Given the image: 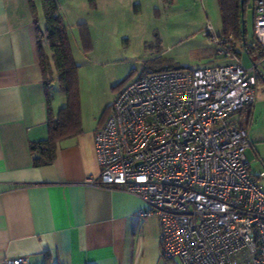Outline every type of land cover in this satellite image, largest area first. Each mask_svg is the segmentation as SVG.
<instances>
[{"label": "built area", "instance_id": "built-area-1", "mask_svg": "<svg viewBox=\"0 0 264 264\" xmlns=\"http://www.w3.org/2000/svg\"><path fill=\"white\" fill-rule=\"evenodd\" d=\"M264 50V0H253ZM206 34L222 64L139 75L115 96L93 135L88 183L138 196L159 222L160 256L182 264H264V187L249 171L236 115L255 99L264 58L244 65L230 34ZM0 264H32L27 257Z\"/></svg>", "mask_w": 264, "mask_h": 264}, {"label": "crops", "instance_id": "crops-1", "mask_svg": "<svg viewBox=\"0 0 264 264\" xmlns=\"http://www.w3.org/2000/svg\"><path fill=\"white\" fill-rule=\"evenodd\" d=\"M0 0V261L32 264H182L160 256L159 222L140 217L142 200L97 186L93 135L101 124L40 151L48 106L36 42V0ZM46 49V44H44ZM244 65L250 57L240 53ZM61 107L50 102L52 114ZM249 109L237 113L246 121Z\"/></svg>", "mask_w": 264, "mask_h": 264}, {"label": "rangeland", "instance_id": "rangeland-1", "mask_svg": "<svg viewBox=\"0 0 264 264\" xmlns=\"http://www.w3.org/2000/svg\"><path fill=\"white\" fill-rule=\"evenodd\" d=\"M77 65L81 122L105 120L117 93L130 81L148 71L186 69L222 64L215 44L206 34L223 32L217 0H57ZM38 24L44 26L40 0H36ZM35 5V3H34ZM253 6L244 12V40L236 49L246 54L252 45ZM46 49H48L46 44ZM264 69V65H260ZM50 95L65 103L56 72ZM100 124V125H101ZM250 145L245 150L249 171L264 170V83L256 86L245 127ZM264 187V177L257 178Z\"/></svg>", "mask_w": 264, "mask_h": 264}, {"label": "trees", "instance_id": "trees-1", "mask_svg": "<svg viewBox=\"0 0 264 264\" xmlns=\"http://www.w3.org/2000/svg\"><path fill=\"white\" fill-rule=\"evenodd\" d=\"M171 3L173 0H164ZM250 0H217L221 14L223 32L222 35L230 34L233 38L231 46L240 57V52L236 49L241 43V17L244 19V12ZM34 12L33 0H29ZM41 10L44 17V26L40 27L36 22V42L38 49L39 68L42 83L46 92L48 106L47 113V137L40 142V151L51 159L54 155L55 143L61 139L73 136L81 131V116L78 92L77 65L72 57L66 26L59 12L57 0H40ZM253 12L254 3L252 0ZM47 44L48 49L44 48ZM246 54L251 61L264 58V50L254 39L252 45L244 44ZM165 70V69H163ZM53 71L56 72L58 84L65 95V103L54 115L51 112L50 87ZM150 72V71H148ZM258 76V75H257ZM257 83H264L258 76ZM250 107L246 121L240 123L246 127L249 123ZM239 111V112H240Z\"/></svg>", "mask_w": 264, "mask_h": 264}, {"label": "water", "instance_id": "water-1", "mask_svg": "<svg viewBox=\"0 0 264 264\" xmlns=\"http://www.w3.org/2000/svg\"><path fill=\"white\" fill-rule=\"evenodd\" d=\"M241 39L244 40V19L241 17ZM258 76L264 81V73L258 71Z\"/></svg>", "mask_w": 264, "mask_h": 264}]
</instances>
